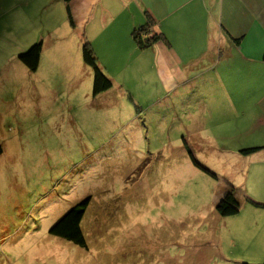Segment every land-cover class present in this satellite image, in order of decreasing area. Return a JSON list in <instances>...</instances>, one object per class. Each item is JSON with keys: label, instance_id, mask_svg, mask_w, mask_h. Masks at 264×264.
I'll return each instance as SVG.
<instances>
[{"label": "rangeland", "instance_id": "obj_1", "mask_svg": "<svg viewBox=\"0 0 264 264\" xmlns=\"http://www.w3.org/2000/svg\"><path fill=\"white\" fill-rule=\"evenodd\" d=\"M21 1L0 0V264H264V208L185 145L189 117L95 98L80 67L73 88L38 81L19 55L44 36L23 39ZM62 10L37 14L50 24ZM227 196L237 213L220 209ZM88 197L87 248L51 235Z\"/></svg>", "mask_w": 264, "mask_h": 264}, {"label": "crops", "instance_id": "obj_2", "mask_svg": "<svg viewBox=\"0 0 264 264\" xmlns=\"http://www.w3.org/2000/svg\"><path fill=\"white\" fill-rule=\"evenodd\" d=\"M31 1H21L30 2L31 11H15L12 18L25 29L26 41L44 36L38 81L56 86L69 80L73 88L83 78L77 67L91 76L82 54L83 43H91L113 80L112 89L98 97L112 101L132 94L143 106H171L188 116L185 145L207 153L210 168L240 185L245 202H264V150L240 153L264 147V0ZM58 5L64 11L57 21L42 22L37 12ZM148 14L165 39L140 51L132 34L149 22Z\"/></svg>", "mask_w": 264, "mask_h": 264}, {"label": "trees", "instance_id": "obj_3", "mask_svg": "<svg viewBox=\"0 0 264 264\" xmlns=\"http://www.w3.org/2000/svg\"><path fill=\"white\" fill-rule=\"evenodd\" d=\"M68 15L69 21L72 26L75 25L73 15L71 12L70 7L68 6ZM149 15V22L145 25L140 27L139 29L135 30L132 34L133 39L137 45V48L140 51H145L150 49L161 41L165 39L162 33H158L153 29V18L150 14ZM44 49L43 41L34 43L25 51L19 55V60L26 66L28 72L36 74L39 71L41 66V58ZM82 54L84 62L87 66H89L93 70L94 76V83H93V96L98 97L113 87V80L108 76L105 72L104 68L100 64L99 58L92 46L91 43L85 41L83 43ZM129 98L134 102L135 99L132 94H129ZM137 106V105H136ZM138 107V106H137ZM139 108V107H138ZM1 138V136H0ZM264 150V147H253L248 149L241 150V154L244 156H250L261 152ZM3 153L2 142L0 139V155ZM226 200L223 201L220 209L222 212L227 214L225 211L228 210V213L234 214L237 213L238 204L235 203V199L227 196ZM248 202L258 208H264L263 203H258L255 200L250 198L247 199ZM91 203V198L88 197L81 201L79 204L71 208L50 230L51 235L62 238L69 242L74 243L83 248H87V242L85 235L82 230V221L84 219L85 213ZM231 204L234 205L231 206ZM237 207V208H236Z\"/></svg>", "mask_w": 264, "mask_h": 264}]
</instances>
